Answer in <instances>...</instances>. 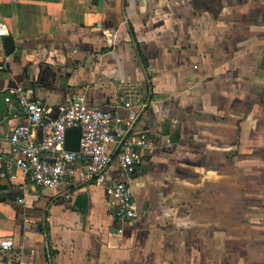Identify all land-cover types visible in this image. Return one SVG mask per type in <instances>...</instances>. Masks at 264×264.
Here are the masks:
<instances>
[{"label":"crops","instance_id":"crops-1","mask_svg":"<svg viewBox=\"0 0 264 264\" xmlns=\"http://www.w3.org/2000/svg\"><path fill=\"white\" fill-rule=\"evenodd\" d=\"M0 23L14 43L6 55L0 38V96L46 120L83 96L157 146L131 175L107 147L106 182L136 204L120 222L79 160L55 189L6 167L25 123L8 102L0 264H264V0H0Z\"/></svg>","mask_w":264,"mask_h":264},{"label":"built area","instance_id":"built-area-1","mask_svg":"<svg viewBox=\"0 0 264 264\" xmlns=\"http://www.w3.org/2000/svg\"><path fill=\"white\" fill-rule=\"evenodd\" d=\"M6 32V24L0 23V38L5 37ZM17 104L25 115V123L15 126L10 133L9 142L18 156L5 162L9 170L21 171L36 186L55 189L72 173L73 165L79 160L85 179L104 189L111 216L120 222L135 218L136 204L129 186L124 182H106L111 162L107 147L114 146L121 171L131 175L144 156L157 148L149 136L133 133V121L121 127L122 119L89 107L83 96L67 97L55 120H46L42 105L26 96H20ZM125 107H130V103L126 102ZM144 107L141 106L140 111ZM35 129L41 132L39 141L34 138ZM69 129H80L78 152L64 149V136ZM10 176L14 178V173ZM12 246L11 237L0 236V254L11 250Z\"/></svg>","mask_w":264,"mask_h":264},{"label":"water","instance_id":"water-1","mask_svg":"<svg viewBox=\"0 0 264 264\" xmlns=\"http://www.w3.org/2000/svg\"><path fill=\"white\" fill-rule=\"evenodd\" d=\"M3 45H4V51L6 55H9L14 49V43L12 39L8 36L3 37ZM6 99L9 100V102H12L15 104L16 108H18V104L13 100V96L9 92H5L1 94L0 96V119L3 118V116H6V119L8 116L13 115L16 110H12L11 112H8L7 102ZM79 139H80V129H69L65 132L64 136V149L69 152H78V146H79Z\"/></svg>","mask_w":264,"mask_h":264}]
</instances>
